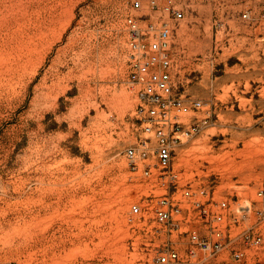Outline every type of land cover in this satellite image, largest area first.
I'll use <instances>...</instances> for the list:
<instances>
[{"label": "rangeland", "instance_id": "obj_1", "mask_svg": "<svg viewBox=\"0 0 264 264\" xmlns=\"http://www.w3.org/2000/svg\"><path fill=\"white\" fill-rule=\"evenodd\" d=\"M135 1L0 0V264H162L170 249L180 259L168 264H264V243L242 260L194 245L186 227L209 229L192 208L171 224L146 213L159 187L125 156L140 133L143 90L127 19L150 35L176 6L174 76L212 120L179 147L168 194L190 189L191 199L236 208L255 198L264 185V0Z\"/></svg>", "mask_w": 264, "mask_h": 264}, {"label": "built area", "instance_id": "obj_2", "mask_svg": "<svg viewBox=\"0 0 264 264\" xmlns=\"http://www.w3.org/2000/svg\"><path fill=\"white\" fill-rule=\"evenodd\" d=\"M151 5L159 8L156 0H152ZM133 7L141 9V1L136 0ZM164 11L166 16L161 23L151 24L150 35L139 28L134 17L127 19L133 34L130 43L136 74L143 90L137 109L140 133L136 143L125 150V156L137 177L159 187L157 204L148 205L146 213L160 223L171 224L182 220L183 212L188 213L192 208L199 212V218L208 225L209 231L201 235L196 228L187 226L184 232L191 242L213 253L228 251L234 259L242 260L247 248H257L264 243V185L257 189L253 200L237 208L228 200H216L213 196L206 202L191 199L190 189H185L180 198L168 194L169 186L175 185L172 172L179 147L200 134L212 116L202 99L185 96L174 76L172 38L174 26L184 18V11L169 5ZM200 193L207 196L204 189ZM131 211L134 215L144 212L140 204H133ZM179 259V252L170 249L157 260L168 264Z\"/></svg>", "mask_w": 264, "mask_h": 264}]
</instances>
